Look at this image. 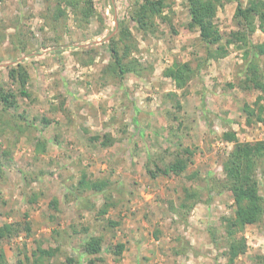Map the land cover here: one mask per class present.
<instances>
[{
	"label": "rangeland",
	"instance_id": "374dc122",
	"mask_svg": "<svg viewBox=\"0 0 264 264\" xmlns=\"http://www.w3.org/2000/svg\"><path fill=\"white\" fill-rule=\"evenodd\" d=\"M135 1L93 0L95 12L86 21L70 7L55 19L58 0H0V87L19 90L9 69L21 63L30 92L17 96L13 107L0 102V225L24 222L27 213L32 227L0 241L6 264L25 255L33 259L38 247L58 248L51 260L70 257L80 264H264V219L246 226V253L233 263L224 254L234 202L231 192L215 184L225 176L223 160L234 144L224 133L235 132L238 141L261 137L259 123L247 125L243 111L259 92L241 84L246 52L264 44V29L256 19L246 44L209 58L199 31L188 26L187 0H165L150 30L131 20ZM237 4L223 0L218 8L215 21L225 38L237 30ZM122 26L132 33L137 47L131 57L142 69L120 77L106 67L112 62L109 40ZM259 57L264 66V55ZM175 61L195 70L183 89L164 75ZM185 148L193 154L182 175L149 177L148 167ZM83 173L109 184L103 192L81 191ZM259 181L264 196V174ZM185 187L200 191L201 198L182 217ZM107 199L112 206L100 214ZM131 205L136 231L122 215ZM90 234L104 237L96 256L83 254ZM118 243L125 245L120 257L112 252Z\"/></svg>",
	"mask_w": 264,
	"mask_h": 264
},
{
	"label": "trees",
	"instance_id": "16d2710c",
	"mask_svg": "<svg viewBox=\"0 0 264 264\" xmlns=\"http://www.w3.org/2000/svg\"><path fill=\"white\" fill-rule=\"evenodd\" d=\"M237 1L235 19L238 27L225 38L215 21L218 8L223 5V0H187L190 15L188 26L191 30L199 31L200 38L207 45L209 58L217 59L226 55L230 45L246 44L255 30L256 19L259 20L260 27L264 29V0H249L246 6L241 1ZM57 5L55 19L65 15L67 7L74 11L79 9L80 15L85 20H88L95 12L93 0H58ZM166 5L165 0H137L129 9V16L139 28L150 30L155 26L154 18L163 14ZM132 38L130 30L122 26L120 34L109 40L112 62L106 68L117 73L120 77L127 73L139 74L142 69L137 59L131 57L132 49L137 47L135 42L134 44L130 42ZM246 54L248 63L243 72L241 86L243 89H255L259 95L253 105L245 103L243 111L246 114L247 125L254 122L260 125L264 124V66L260 64L259 56L264 55V44H253ZM194 72L195 70L189 62L175 61L172 66L164 70V75L171 78L177 88L183 89ZM9 77L17 83L19 90L14 92L0 87V102L10 108L16 104L17 96L29 97L30 92L27 89L29 74L21 63H17L16 66L9 69ZM170 96L177 97V94L172 92ZM177 106L180 107L178 101ZM224 137L228 141H233L234 144L223 160L225 176L221 180H215V184L228 190L233 196L234 216L227 220L226 251L224 252L229 262L233 263L240 254L247 251L246 238L243 234L246 226L258 224L264 219V196L260 192L259 181V174H264V139L238 141L235 132L232 131L224 133ZM92 139L99 141L100 137L94 136ZM108 142L102 140L101 144L108 145ZM192 154L190 149L185 148L182 154L177 153V156L172 160H159L161 164L156 162L155 168H147L149 177L155 179L159 175H182L192 161ZM108 184V180H92L83 173L78 182V189L98 193L103 192ZM216 186L213 185L210 189ZM200 198V191L192 187H185L180 198V216L186 217ZM105 201L100 208V214L107 213L112 206L108 199ZM52 205L57 208L58 200H53ZM93 205H90L89 208L94 207ZM24 220V222H6L0 225V241L10 240L23 231L30 233L32 227L27 213H25ZM109 225L115 226L117 222L110 221ZM85 229L87 232V228ZM212 235L214 244L219 247L215 234ZM82 247L83 254L86 256H96L104 249V237L101 234H90L83 242ZM124 249L125 245L118 243L112 248V252L116 257H120ZM58 252V248L38 247L32 254L33 259L25 255L24 259L18 260V264H77V262L80 264V260L76 261L70 257L61 262L51 260L52 258L57 259ZM89 261L93 262L92 259ZM0 264H6V255L2 249L0 250Z\"/></svg>",
	"mask_w": 264,
	"mask_h": 264
},
{
	"label": "crops",
	"instance_id": "0c3cea01",
	"mask_svg": "<svg viewBox=\"0 0 264 264\" xmlns=\"http://www.w3.org/2000/svg\"><path fill=\"white\" fill-rule=\"evenodd\" d=\"M133 204V206L135 205V204H137V203H135V202H133L132 203ZM140 207H142V205H140ZM143 208V207H142ZM135 208L134 207H132V205L131 206H128L127 207V209H126V211H123L122 212V215L123 216H125V221H127V224L131 227V229H136L137 230V228H136V225H135V217L136 216H133V213L135 212ZM139 213L141 214V212H142V210H141V208H139ZM135 230V231H136ZM142 232H145L144 230H142ZM153 234V233H152ZM154 239V238H153ZM153 239L151 238V241L153 242Z\"/></svg>",
	"mask_w": 264,
	"mask_h": 264
},
{
	"label": "built area",
	"instance_id": "2783aa9c",
	"mask_svg": "<svg viewBox=\"0 0 264 264\" xmlns=\"http://www.w3.org/2000/svg\"><path fill=\"white\" fill-rule=\"evenodd\" d=\"M260 129H259V135L261 136L260 139H264V124H260Z\"/></svg>",
	"mask_w": 264,
	"mask_h": 264
}]
</instances>
